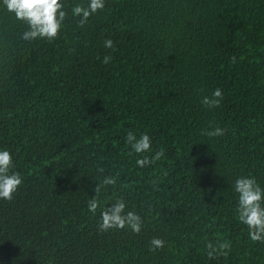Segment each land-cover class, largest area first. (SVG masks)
<instances>
[{"label": "trees", "instance_id": "1", "mask_svg": "<svg viewBox=\"0 0 264 264\" xmlns=\"http://www.w3.org/2000/svg\"><path fill=\"white\" fill-rule=\"evenodd\" d=\"M84 2L64 0L52 41L22 40L27 26L0 10V148L24 177L0 201V264H264L232 192L240 175L264 187V0H106L80 26ZM217 88L220 106L203 105ZM128 131L164 156L137 168ZM98 167L118 176L101 206L126 199L139 234L99 231L86 207ZM154 237L164 247L149 251Z\"/></svg>", "mask_w": 264, "mask_h": 264}, {"label": "clouds", "instance_id": "2", "mask_svg": "<svg viewBox=\"0 0 264 264\" xmlns=\"http://www.w3.org/2000/svg\"><path fill=\"white\" fill-rule=\"evenodd\" d=\"M106 0H85L71 7V16L78 18L79 25H85L89 18L105 8ZM0 10L11 14L14 19L23 22L27 30L21 35L24 41L43 39L52 41L57 38L64 26L69 13L65 10L64 0H0ZM106 49H114V42L111 39L104 41ZM110 56H105L103 63L110 61ZM236 58L233 56L232 61ZM223 99L219 88L212 92L211 97L205 96L202 104L209 108L220 106ZM225 134V130L216 127L207 131L208 137H219ZM125 143L130 147L131 154L140 158L136 159L137 168H145L164 156V151L157 150L154 155H145L153 152L152 139L147 133L137 135L128 131L125 136ZM97 173L101 175L96 183L94 196L87 201V211L96 216L100 208L98 229L100 232L112 230H130L133 234H139L143 228L144 221L141 215L130 210L128 202L123 197L112 199L110 207L101 206L100 195L109 187L117 185V175H104V168L98 167ZM24 177L16 170L14 153L7 148H0V201H12L18 189L23 184ZM232 192L236 201L235 218L247 229L248 238L252 242L264 243V187L257 181L255 176L250 174L238 176L232 184ZM165 241L154 237L149 242V251H156L164 247ZM207 255L210 259L223 254L227 255L230 250L228 242L214 246L212 243L206 245ZM221 250H224L221 252Z\"/></svg>", "mask_w": 264, "mask_h": 264}]
</instances>
